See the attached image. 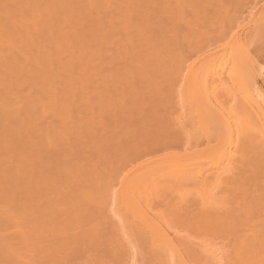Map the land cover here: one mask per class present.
Wrapping results in <instances>:
<instances>
[{
  "label": "bare ground",
  "instance_id": "6f19581e",
  "mask_svg": "<svg viewBox=\"0 0 264 264\" xmlns=\"http://www.w3.org/2000/svg\"><path fill=\"white\" fill-rule=\"evenodd\" d=\"M207 2L209 3V0H0V86H2L0 89V120L7 132L5 140L11 137L27 151L28 147H31L29 153L37 157L39 155L49 157L51 154H56L51 156L55 158L50 161L46 169L38 168L37 163L34 167L32 164L29 170L23 169V166L16 168L18 172L25 175L34 174L36 170L39 179L43 182L42 196L50 200L48 209L61 211L67 206L63 207L68 203H65L67 198L65 200L55 199L53 195L61 191H65L68 195L75 193V188L72 187L77 183L75 182L73 186L71 182L76 175L74 172L76 162L69 160L68 162L66 157H71L74 151L72 148L75 146L81 152L82 147H85L80 142H69L66 143L68 145L64 144L63 147L54 148L50 138L52 132L68 141L74 129L55 124H49L46 128L41 126V120L50 114L68 115L67 118H71L69 114L73 110L74 100L87 91L84 88L87 86L84 85V82H87L86 75L80 79L74 77L66 79V75L74 76L79 66H82L85 61L89 62L92 56L100 54L99 51H90L92 44L116 42L125 49L134 46L138 52L146 46L145 44L158 45L159 42L170 44L176 32L179 34L181 30L180 35H182L184 31L187 32V29L192 30L209 14L206 8ZM210 2L213 6L221 8L228 3L227 0H220L216 3L210 0ZM255 3L258 4V2ZM102 8H108V11L113 9L114 13L116 10L118 12L115 14L119 15H113V12H110V17L106 16L109 18L105 22L103 17L105 18V13L108 11ZM101 9L105 11V15L102 16V12L101 16H94V11L99 13ZM236 22H238L237 16L221 19L216 30L214 28L220 36L213 38L212 41H220L221 36L227 33L236 34L238 32L239 34L246 25L237 26ZM183 25L187 29L184 30ZM112 28L113 30L114 28L119 29L118 38L115 37ZM249 30L250 28L247 31ZM257 30L264 31L263 27ZM253 31L256 32L253 29L248 34L251 35ZM147 33L153 36L150 43L147 42L148 37H143ZM212 41L209 40V44H212ZM50 42H56L57 48L43 51L46 44ZM248 44L247 41L241 42L233 37L231 41L221 44L223 52L218 56L219 60L213 69L210 67V61L201 62L197 68L193 67L195 65L191 66V69L189 68L190 70L188 69L184 75L186 87L183 86L184 90L181 91L188 93L182 96L186 99L189 96L186 95L191 94L189 105H192V101L195 105V109L193 106L191 109L197 113H207L223 126L217 131L216 136L212 132L208 133L209 130L206 129L208 130L205 133L206 141L203 140L205 143L201 146L198 143L202 142L203 135L199 133V135L186 136L184 141L175 138L167 146L169 149L164 146L167 150L155 155L150 174L144 171L145 169L142 170V167H146L144 165L146 160L138 163L136 173L134 170H129L130 172L127 171L124 176L122 175L118 184L115 179L118 178L119 172L116 169H110L107 170L105 175L107 178L104 179L109 185L107 189L102 187L99 193L94 192L93 194L90 193V189L84 194L87 199H92L95 195V197L99 196L94 199H99L98 201H101L99 206L103 208L106 207L103 205L111 206L110 209L117 219L112 231L116 230L114 234L120 235L118 238L115 237L117 240L115 245H112L114 248L111 247L113 248L111 251L120 260L122 259L123 263L226 264L223 255H245L247 262L256 264L254 256L261 254L259 251L264 245V197L256 193H247L245 188L250 189L249 186L252 187L253 184L247 180V182L227 184L229 187L218 190L214 188L217 177L221 178L222 174L227 175V172L249 161L248 157L252 147L261 146L258 161L264 165V89L259 84L262 76L258 74L254 76L250 72L253 60L247 48ZM188 47L195 49L197 44L189 43ZM16 54L24 55L21 63L15 62ZM121 58L123 65L108 75L106 83L116 84L118 80L125 79L132 83L133 94L139 95L142 92V84L139 85L142 83V73H144L142 62L135 67L128 63L130 62L129 56L124 55ZM133 69L138 76L135 75L136 72ZM167 75L169 76L168 81H172L173 70H169ZM148 81L151 79L148 78ZM249 82H254V85L263 90L259 88L258 95L253 94L248 90ZM225 94L230 97L223 107L219 108L212 103L213 95L214 101H220L221 96ZM217 104L219 105L218 102ZM185 110L188 112L183 113L185 116L192 114L189 110ZM183 114L185 119L189 117ZM33 135H38L46 145L35 147L31 144ZM23 136L31 141L23 140ZM73 143L75 146L71 147ZM10 147H16V144L12 143ZM140 147L137 152L141 150ZM146 148L142 147L139 152L143 158L150 155L149 148H147L148 151ZM80 151H74L72 154H80ZM141 154L137 156L138 154L134 152L126 162L137 161ZM148 160L150 161L151 158ZM15 167L16 164L13 163L8 169L12 170ZM62 175L65 176L64 181L56 180ZM202 178H214V184L210 183L214 186L213 189L209 187L206 189V185L195 188L198 184H203ZM113 182L118 185L115 184L117 185L115 186ZM217 186L219 187L218 184ZM162 187H167L166 190L172 193L171 196L178 197V201L176 199L178 203H180L179 200H183V202H194L198 205L197 212L193 215L194 218L188 219L182 216L176 218L177 215L175 217V214L171 213L170 201H168L170 196L162 193ZM239 192L243 195L240 196ZM112 199L114 202L108 201ZM73 202L69 203L68 207ZM178 207L181 208V206ZM189 207L191 206L188 205ZM57 215H51L50 218L61 219L65 216ZM23 219V211L15 212L10 217V221L16 224ZM104 220L107 219L104 218ZM195 234L199 239L192 240L195 239ZM17 238L27 241L26 233L22 231L15 234H9L6 231L0 235V251L5 254L1 255L4 260L24 259L22 251L7 252V247ZM138 254L144 255L143 258Z\"/></svg>",
  "mask_w": 264,
  "mask_h": 264
},
{
  "label": "rangeland",
  "instance_id": "374dc122",
  "mask_svg": "<svg viewBox=\"0 0 264 264\" xmlns=\"http://www.w3.org/2000/svg\"><path fill=\"white\" fill-rule=\"evenodd\" d=\"M211 1L216 3L220 0ZM227 1L228 3L226 6L221 8L220 6H213V3L211 4L209 0V3L207 2L206 5V8L209 10V14H207V16L198 23L199 25H196L192 30L190 29L188 31L186 26L183 25L185 26L183 29H187V32L184 31L186 32L184 33L182 31L184 33H182L183 37L180 35L181 30L179 31V34L176 32V35L173 37L174 40H171L172 42L170 44H164L161 42H159L158 45L145 44L146 46L142 47V50L139 52L135 50L136 47L134 46H131L129 49H125L116 42H112L110 44H92L90 45V51H99L100 54H94L96 56H92L89 59V62L85 61L82 66H79V70L76 71L74 76L66 75V79H71L73 77L80 79L86 75L87 82H84V85L86 84L87 86H84L82 83L85 90H87L85 93L86 95L82 93L80 95L81 97H77L78 95L76 96L77 98L73 102V110H71L69 114L71 118H67L68 115L63 116L50 114L41 120V126L44 128H46L49 124H55L56 126L74 129V132L69 136L70 139L68 138V141H66V138V140L62 139L52 132V135L49 136L52 142L51 145L54 146V148L59 146L63 147L64 144L69 142H80L85 146L82 147L81 144H79V147H82V153L73 143V146L71 147L75 146L76 148L74 147L72 149L75 152H78L79 150L80 154L76 153V155H73L72 153L74 151H72L71 157H66L67 161L76 162L74 164V172H76V175L74 174V180L72 181L73 183L71 182V185L77 183V186L73 185L74 187L72 188H75V193L73 194L68 195L65 191H61L59 194L57 193L55 196L53 195V198L55 199L61 198L62 200H65L66 198H69L68 200L66 199L67 201L65 200V203H68L63 205V207L67 205L64 207L65 210L64 208H60V210L62 209V212L58 209H56L57 212L51 208L48 209L50 200L42 196V191L44 189L43 182L39 179L36 170L34 174L25 175L22 172H18L16 169L18 166H23V169L29 170L30 167H32V164L34 167V164L36 163L38 168L46 169V166H49L50 161L55 158L51 156H55L56 154H51L49 157L46 155H39V157H37L29 153L31 147H28L27 151L11 137L5 140L7 132L4 129V124L0 120V235H3L6 231L9 234H15L22 231L25 232L27 236V241L18 240L17 238L10 246L7 247V252L22 251L24 259L6 261L1 257V255L5 254L0 251V264L123 263V260H120L118 256H115L116 254L111 251L114 248L112 245H115V241L120 236H118L117 233L114 234L116 230L112 231L117 219L114 217V214L110 209L111 206L102 204L107 207L103 208L99 206V204H101L99 202L101 201H98L99 199L95 200L99 196L95 197V195L92 199H87L84 194L89 192L90 189V193L93 194L94 192L99 193L102 187L103 189H107L109 187L106 183L107 181H104V179L107 178L105 177L107 170L116 169L119 172L118 178L115 179V181L117 180V183L120 181L122 175L124 176L127 171L130 172L129 170H134V173H136L138 171V163L140 162L143 163L147 160L146 164H144L146 167H142V170L145 169L144 171L149 172L152 167L151 165H153V160L159 153H163L169 149L167 146L172 143L173 139L175 140V138H180L179 140L184 141V139L186 140L187 138L186 136L189 137L192 134L194 135L199 133L200 135H203V139H201L202 142L198 143V145L201 146L205 143L203 140L206 141L205 133L208 130V133L212 132L215 135L217 131L223 127L216 119L214 120L207 113L194 112L193 110L195 109V105L193 104L192 99L191 106H193L194 109H191V106L189 105V98L191 97V94H187L186 96L189 95L190 97L188 96L185 99V96L182 95L188 92H183L181 90H184L182 88L186 85V82H184L186 81L184 75H186L185 73H187V70L193 65H195L193 67L197 68L201 62L205 63L206 61L211 62L210 67L213 69L219 60L218 56L223 52L221 44L231 41L233 37H235L236 40L239 39L241 42H249L247 48L250 50L253 60L250 72L252 75L254 74V76L257 74L260 76L258 69L260 67H264V31H258L257 28L263 27L264 30V0H253L254 2H252V0ZM255 2H258V4ZM102 9L106 10V12L108 11V8ZM103 10L99 13L98 11L93 10L94 16L96 15V17H99L103 12L102 16L106 14L105 18L103 17V20L107 22L110 17L109 15L111 14L110 12H113V9H109L111 11H108L107 13ZM114 11L115 13L118 12L116 10ZM115 13L113 12L112 14L119 15ZM106 16L109 17L106 18ZM230 16L238 17V22H236L237 26H243L245 24L246 27L243 26L245 29L248 30L250 28L249 31L254 29L256 32L253 31L252 34L249 35V31L243 28V32L240 30L241 32L239 31V34L238 32L236 34L234 33L235 35L232 32L229 34L227 33L224 34L223 37L221 36V39H219L220 41H212L213 38H216L219 35V33L215 31L219 21ZM250 20L252 21L250 22ZM255 20L258 21L255 22ZM108 29L110 30L109 27ZM118 30V28H114V30L112 28L116 38L119 37ZM143 37H148L147 42L150 43V39L153 36H150V33H147L146 35H143ZM209 40L213 43L209 44ZM193 42L197 44V48L195 47V49L194 47H188L189 43ZM57 45L58 44L56 42L47 43L43 51L47 49L55 50ZM198 46L201 47L199 48ZM124 55L130 57V62L128 63L133 64L135 67L142 62V71L144 73H142V83L138 82L140 83L139 86L142 84V92L139 95L133 94L132 83L126 81L125 79L118 80L116 84L110 82L106 83L108 75L117 71L123 65L121 57ZM23 60V54H16V63H21ZM132 68L133 67H131V69ZM169 70H173L174 72V77L170 82L168 81L169 79H167L169 77L167 75ZM135 75L138 76V73L136 72ZM148 78L151 79V81H148ZM59 83L61 84L60 81ZM259 84L261 88L264 89V77L261 78ZM259 88L257 85H254V82L248 83V90L255 95H258L260 92ZM0 89H2V86H0ZM213 97L212 103L221 108L227 100H229L230 95H222L220 101L215 100L216 102ZM185 109L189 110L193 114L190 116L187 114L189 116L187 119L182 116V114L186 111ZM185 114L183 115L185 116ZM206 129L208 130L206 131ZM13 137L18 139L14 135ZM22 139L28 142L31 141L29 138L24 136ZM32 139L31 144L35 145V147L46 145L44 141L42 142L39 139L38 135H33ZM12 143H15L16 147H10ZM139 146H141V150L142 147L149 148L150 155L143 158V155L139 153L141 150L137 152ZM259 147L251 148L248 157L249 161H247V163L240 164L234 170L227 172V175L226 173L225 175L222 174L224 176L221 175V178L220 176L217 178L215 177L217 180H214L216 187L210 184L214 182V178L210 179V177L208 178L210 180L202 178L201 181L203 184L200 183L195 188L206 185V189H208L207 187L210 189H213L214 187L215 190H218L219 188L228 186L230 183L233 184L247 180L250 184L253 182L254 186L252 184V187L249 186L250 189L245 188L246 192L256 193L258 196L264 197V195H262V193H264V165L258 161L260 154ZM83 148H85V150ZM134 152L138 154L137 156L141 154L142 157L140 156L137 158V161H133L131 163L126 162L129 156H131ZM66 158L64 159L66 160ZM150 158L151 160L149 161L148 159ZM13 163L16 164V167L9 170L8 167ZM150 173L151 172H149V174ZM64 177L65 176L62 175L61 178H56V180L64 181ZM219 178L221 180H219ZM99 181H101V183H99ZM113 183L114 185L117 184L116 182ZM166 188L162 187V193L164 192V194L171 197H168V201H170L169 205L171 207V213L175 214V217L177 215L176 218H178V216H180L179 218H181V216L183 218L188 217V219L193 217L195 212H197L196 210L198 205H195L194 202H189V204L183 202V200H179L182 205L186 204L182 206L177 202L178 197L171 196L172 193L166 190ZM240 190L242 189H239V191ZM57 195H59V197H57ZM242 195L243 193H240V196ZM69 200H71V202L74 201L70 204V207H68V204L71 203ZM105 201L106 200H104V202ZM108 201L114 202V199ZM156 204L158 207V203ZM188 205L191 207L188 208ZM163 206L165 207L164 204ZM163 206L160 207L162 208ZM178 206H181V208ZM20 211H23L24 219L18 222L17 224L19 225H17L16 223L10 221V217L15 212ZM57 214L65 215L67 218L65 216H63L64 218L61 217V219L50 218L51 215ZM104 218L107 220H104ZM175 223L176 222H174V224ZM90 224H93L92 226L94 227ZM173 236L176 238L175 234H173ZM196 237L192 240L199 239ZM85 239L88 240L86 241ZM109 245L110 247H108ZM263 247L264 245H262V250H260L261 248L259 249L261 254L254 256L256 264H261V261H264V255H262V253H264ZM138 255H141L140 257L142 258L144 256L142 254ZM223 256L226 264H244V262H247L245 255ZM93 260L95 262H93Z\"/></svg>",
  "mask_w": 264,
  "mask_h": 264
},
{
  "label": "snow or ice",
  "instance_id": "6c2138e0",
  "mask_svg": "<svg viewBox=\"0 0 264 264\" xmlns=\"http://www.w3.org/2000/svg\"><path fill=\"white\" fill-rule=\"evenodd\" d=\"M258 71L260 72V75L264 77V67H260ZM262 195H264V193H262ZM244 264H250V262H244ZM261 264H264V261H261Z\"/></svg>",
  "mask_w": 264,
  "mask_h": 264
}]
</instances>
